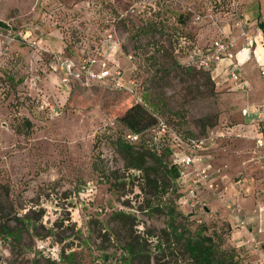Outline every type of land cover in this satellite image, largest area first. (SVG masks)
<instances>
[{
	"label": "rangeland",
	"instance_id": "1",
	"mask_svg": "<svg viewBox=\"0 0 264 264\" xmlns=\"http://www.w3.org/2000/svg\"><path fill=\"white\" fill-rule=\"evenodd\" d=\"M253 1L0 0L6 26L0 28V184L9 190L8 198H0V215L10 231L0 235V264H145L147 256L150 264H189L180 246L167 247L168 217L155 211L153 190L127 172L110 139V121L141 100L169 127L190 136L221 128L222 112L234 106L220 99L210 71L185 60L189 46H207L231 25L239 38H254L252 32L264 25V6L248 18L244 6ZM108 35L115 42L111 49L103 43ZM86 53L120 68L121 84L135 82L134 93L108 83H62L54 56L79 62ZM250 128L248 135H232V184L244 179L262 197L264 121L243 131ZM219 184L214 194L223 200L218 193L226 195L227 188ZM184 188L186 200L197 205L179 203L175 214L178 224L193 230L204 223V202L189 185ZM177 197L171 190L167 200ZM207 225V233L230 248L226 222ZM135 230L148 243L130 260L125 248ZM257 261L264 262L260 256Z\"/></svg>",
	"mask_w": 264,
	"mask_h": 264
},
{
	"label": "crops",
	"instance_id": "2",
	"mask_svg": "<svg viewBox=\"0 0 264 264\" xmlns=\"http://www.w3.org/2000/svg\"><path fill=\"white\" fill-rule=\"evenodd\" d=\"M257 5L261 12L264 6L263 0L248 2L244 6L248 18L254 15ZM259 28L262 32H252L254 39L249 49L245 51H239L244 41L237 36L238 33L234 29L232 30V25L224 30V36L231 40L236 39L238 43L242 42L240 47H235L236 55L232 66L246 82L247 90L233 88L232 82L226 76L231 66L228 60H221L210 72L220 99L229 100L235 108L227 115L222 112L218 120L222 127H217L219 139L205 152L206 163L211 166L210 172L219 171V174L213 175V180L227 188L226 195H223V200H218L214 193L204 188L192 191L195 197H199L204 202L202 206L209 211L205 219L226 222V226L231 230L227 243L231 248H241L246 251L245 264H264L262 261H257L259 256L264 261V196L256 197L252 191L254 184L251 183L249 186L244 183V179L242 185H239L241 179L232 184V135L234 134L235 137L241 134L248 135V132H252L251 128L247 133L243 129L253 126V123L264 121V90H259V87H263L262 81L254 71L255 68L264 67V25L260 23ZM245 110L246 115L243 113ZM223 141L226 145L220 146V142ZM188 178H191V173ZM232 204L240 208L239 214L232 213L227 208Z\"/></svg>",
	"mask_w": 264,
	"mask_h": 264
},
{
	"label": "trees",
	"instance_id": "3",
	"mask_svg": "<svg viewBox=\"0 0 264 264\" xmlns=\"http://www.w3.org/2000/svg\"><path fill=\"white\" fill-rule=\"evenodd\" d=\"M0 28H6L1 21ZM157 117L159 116L149 112L144 104L136 103L116 115V119L113 120L114 126H109L112 133L111 130L108 132L115 149L122 155L127 172L137 173L140 184L153 190L154 196L158 198L157 204L154 205L155 211L167 215L169 223L164 231L168 242L167 247L169 245L180 246L189 264H245L246 257L241 248H225L224 246L223 249V244L217 243L213 236L207 233V222L216 219H205L206 214L209 212L206 207L199 206L204 223L198 225L195 229L191 230L178 224L177 214H175L176 207L179 205L181 198L185 197L186 191L183 184L179 182L181 173L174 160V153L182 148V143L174 136L155 140V134L150 130L156 126ZM25 125L29 127L30 122L26 120ZM214 125L208 127H214ZM116 126H119V128ZM173 129L183 137L192 135L181 132L174 127ZM128 133L139 135V139L136 142L127 140L126 135ZM172 146H175L177 150H173ZM171 190L178 193V197L173 203L167 200L168 193ZM1 196L5 198L9 196L7 186L2 184H0V198ZM2 215L3 213L0 215V235L5 237L10 235V231L4 222L6 217ZM183 215L190 218L193 214ZM183 215L181 216L183 217ZM127 218L135 222L134 217L130 218L128 216ZM135 233L137 235L132 240L133 243L125 248L130 260L137 258L148 243L144 233L140 234L137 230H135ZM156 239L160 244L161 239L159 236ZM144 263L150 264L148 256Z\"/></svg>",
	"mask_w": 264,
	"mask_h": 264
},
{
	"label": "built area",
	"instance_id": "4",
	"mask_svg": "<svg viewBox=\"0 0 264 264\" xmlns=\"http://www.w3.org/2000/svg\"><path fill=\"white\" fill-rule=\"evenodd\" d=\"M236 26L241 28L242 21H237ZM242 37L244 44L239 51L249 49L254 39L245 33H242ZM103 43L111 49L115 42L112 36L108 35L103 39ZM182 44L185 45V42L183 41ZM177 52L179 51L177 50ZM188 52L189 54L186 57L185 63L205 71L211 72L221 60H228L231 62V66L228 68L226 76L232 82L233 88L241 91L247 90L248 86L246 82L242 80L237 69L232 66V62L236 55L233 40L224 36L214 40L207 46L201 47L191 45L189 46ZM128 58L131 59V56ZM54 63L53 70L61 72L63 76L61 82L64 84H66L69 79H72L87 87L108 83V85H112L113 88L123 90L129 94H133L135 91V82H131L132 86L121 84L123 74L120 68L112 69L109 67L107 60H98L88 53L83 54V58L79 62L61 55H56L54 56ZM95 66L96 68H94ZM259 72L261 81L264 85V67H260ZM139 103H141V100H139ZM243 113L246 115L247 111L245 110ZM110 125H114L113 120L110 121ZM150 132L155 134L154 138L156 140H161L167 136H174L181 140L182 148L174 153V160L181 173L179 179L181 184L184 186L189 185L193 190L204 188L211 193L217 191L220 184L213 180V175L217 174L219 171L215 170L214 172H210L211 166L206 163L205 160V152L214 145L219 138V134L214 128L208 129L201 136L183 137L178 131L169 127L163 119L157 117V124ZM126 139L131 142H136L139 139V135L128 133ZM189 172L191 173L190 179L188 178ZM218 195L222 198L224 194L220 192ZM185 197L181 198L184 202L180 200L179 203L187 208L196 207V202H188V199L186 200ZM227 208L232 211V213H240V208L236 205H228Z\"/></svg>",
	"mask_w": 264,
	"mask_h": 264
}]
</instances>
